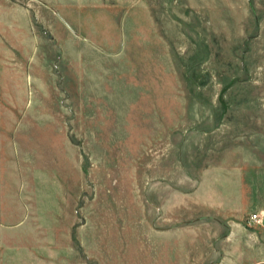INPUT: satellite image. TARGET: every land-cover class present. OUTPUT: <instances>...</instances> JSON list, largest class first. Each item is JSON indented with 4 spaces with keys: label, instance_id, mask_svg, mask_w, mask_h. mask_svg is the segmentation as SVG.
Returning <instances> with one entry per match:
<instances>
[{
    "label": "rangeland",
    "instance_id": "1",
    "mask_svg": "<svg viewBox=\"0 0 264 264\" xmlns=\"http://www.w3.org/2000/svg\"><path fill=\"white\" fill-rule=\"evenodd\" d=\"M0 264H264V0H0Z\"/></svg>",
    "mask_w": 264,
    "mask_h": 264
}]
</instances>
